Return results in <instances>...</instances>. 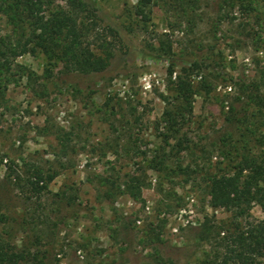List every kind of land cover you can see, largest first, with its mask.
Returning <instances> with one entry per match:
<instances>
[{
    "label": "rangeland",
    "instance_id": "1",
    "mask_svg": "<svg viewBox=\"0 0 264 264\" xmlns=\"http://www.w3.org/2000/svg\"><path fill=\"white\" fill-rule=\"evenodd\" d=\"M95 2L101 27L117 34L105 71H55L45 80L43 56L23 55L15 62L37 77L35 89L19 75L4 82L0 244L25 255L23 264L36 252L47 264H210L230 211L211 206L196 166L229 169L221 151L241 148L244 138L249 149L261 150L264 113L256 114L234 83L260 80L262 45L242 29L240 15L220 9V0L192 7L189 0H165L145 19L135 14L134 0ZM8 31L0 16V35ZM194 60L207 67L191 76V119L165 133L156 124L165 108L161 96H172L180 68ZM58 130L70 133L65 154L58 152ZM182 135L189 149L175 145ZM11 162L24 180L35 168L55 177L38 196L29 195L8 180ZM131 177L140 180V199L122 187ZM250 214L264 218L257 205Z\"/></svg>",
    "mask_w": 264,
    "mask_h": 264
},
{
    "label": "trees",
    "instance_id": "2",
    "mask_svg": "<svg viewBox=\"0 0 264 264\" xmlns=\"http://www.w3.org/2000/svg\"><path fill=\"white\" fill-rule=\"evenodd\" d=\"M134 1L135 14L145 19L150 7L165 0ZM183 1L173 0V3L177 5ZM197 1L189 0V6ZM226 8L240 15L242 29L252 41L259 40L264 50V4L260 5L256 0H220V9ZM97 11L95 0H64L63 5L56 4L54 0H0V16L5 18L9 27L5 35H0V96L3 95L4 82L14 75L25 77L30 88L35 89L37 77L15 62L23 55L43 56L42 78L45 80L51 79L55 71L80 75L105 71L113 57L117 34L113 29L101 27ZM223 14L224 19H237L233 13ZM204 67L207 65L203 60L182 66L175 77L172 96H161L165 108L156 124L161 125L165 133H176L190 121L195 93L191 76ZM169 72H173L171 63ZM229 79L232 80L231 77ZM202 83V89L209 92L211 85L205 79ZM234 85L255 108L256 114L264 113V66L258 82L238 81ZM54 135L58 152L65 154L70 148V133L58 130ZM187 141L185 136H180L175 145L181 147ZM246 141L242 139L241 148L221 151L229 169L223 171L217 166L216 171L211 172L203 166L200 169L196 166L197 175L205 181V192L211 206L230 211L228 224L217 232L219 250L210 264H264V218L255 220L250 214L254 205L264 213V133L256 140L261 150L252 151ZM132 144L135 145V141ZM184 147L189 149L186 145ZM151 159L154 161L156 156ZM159 165L163 166V160ZM15 166L14 162L8 166V180L15 187L22 185L32 196L42 193L55 177V173L44 175L40 168H35L31 177L24 180ZM122 187L130 197L140 199V180L131 177ZM31 256V264H47L43 254L36 252ZM25 260V255H15L0 244V264H23Z\"/></svg>",
    "mask_w": 264,
    "mask_h": 264
}]
</instances>
